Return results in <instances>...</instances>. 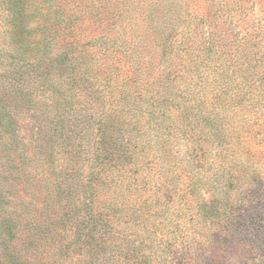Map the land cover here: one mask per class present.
<instances>
[{"label": "trees", "instance_id": "16d2710c", "mask_svg": "<svg viewBox=\"0 0 264 264\" xmlns=\"http://www.w3.org/2000/svg\"><path fill=\"white\" fill-rule=\"evenodd\" d=\"M37 31L55 58L0 38V123L33 104L44 143L0 190L13 260L200 264L221 224L264 247V0H50Z\"/></svg>", "mask_w": 264, "mask_h": 264}, {"label": "rangeland", "instance_id": "374dc122", "mask_svg": "<svg viewBox=\"0 0 264 264\" xmlns=\"http://www.w3.org/2000/svg\"><path fill=\"white\" fill-rule=\"evenodd\" d=\"M49 4L50 0H0V38L3 36L2 39L6 40L3 42L12 44L10 36H13L16 42L25 40V46L29 44L34 51L42 48L48 51L49 56L55 58L56 54L60 52H58V42H50L48 45L46 41L41 40L37 31V24ZM10 18L14 22V26L11 25ZM0 60H3L0 65L2 68L8 58ZM4 98L5 108L8 106V112L13 120L10 125L0 123V190L5 196H9L15 190L21 189V186L18 187L11 181L10 176L18 164V153L22 150H25L28 155L33 152L37 153L39 149L44 150V143L39 140L40 136H37L39 125L34 122L36 111L32 107L33 104L24 105L19 99H11V101L7 96ZM2 110L3 107L0 106V112ZM10 131L11 134H9ZM40 145V148H36ZM22 191L24 190L22 189ZM39 198L40 195H37L38 200ZM11 199L16 201L14 196ZM260 199L264 203V190H261ZM16 210H19L18 206ZM0 212H3L1 202ZM220 226H222V235L216 237L213 246L207 249L211 251V254H206L199 249L200 264H264V247L257 249L247 242L248 238L238 237L236 231L229 229V225L221 224L217 227ZM229 233L234 237L230 236V238ZM10 255L14 256L13 250L3 249L0 244V264H24L25 262L38 264L37 260L39 261V258L32 257L30 253H26L18 260H13ZM43 259L47 262L45 258ZM62 264L64 263L62 262Z\"/></svg>", "mask_w": 264, "mask_h": 264}]
</instances>
